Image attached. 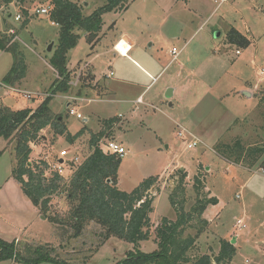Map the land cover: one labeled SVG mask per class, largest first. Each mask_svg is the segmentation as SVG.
Returning a JSON list of instances; mask_svg holds the SVG:
<instances>
[{"label": "rangeland", "instance_id": "rangeland-1", "mask_svg": "<svg viewBox=\"0 0 264 264\" xmlns=\"http://www.w3.org/2000/svg\"><path fill=\"white\" fill-rule=\"evenodd\" d=\"M73 1L82 7L84 15L105 3ZM125 4L120 11L101 15L96 35L78 33L66 53L69 88L52 96L49 102L51 111L61 115L69 132L84 131L70 143L61 136L54 137L51 128L46 127L29 144L28 161L30 166L36 165L44 156L51 159L64 148L67 154L63 159L78 157L77 162L64 165L62 176L67 179L90 154L91 134L105 130L104 141L115 140L125 148L116 171L119 189L131 191L149 176L157 179L148 190L153 198L149 238L135 245L112 236L93 252H84V244L74 249L72 239L66 241V235L63 236L66 232L54 227L20 190L12 176L16 165L15 141L0 139V239L23 250L28 246L52 245L57 255L72 264H121L136 250L154 251L155 227L163 217L177 219L168 195L177 184L178 168L187 173L184 209L191 207L195 199L192 178L200 165L205 177L203 192L216 197L217 203L207 205L202 214L207 225L188 250L189 264L205 255L210 264H264V157L261 165L257 163L248 169L227 162L213 149L215 143H229L234 135L243 136L245 132L250 134L245 144L255 140L256 135L264 140L262 104L256 98L264 91V76H259L264 68V0H127ZM47 5V0H12L0 6V40L16 43L25 68L15 85H1L2 75L15 61L12 52L0 50V102L10 109L36 108L50 96L58 76L51 60L60 28L47 13H35ZM17 13L22 15L20 21L14 20ZM10 29L14 32L10 33ZM233 29L247 37L249 43L230 41ZM172 48L179 50L175 59L170 53ZM159 72L157 81L150 84L148 73L155 76ZM182 81L185 93L179 100ZM148 84L142 96L153 106L144 110V102L134 100ZM164 85L178 87L173 106L166 103ZM254 87L253 96L243 94V89L252 91ZM23 92L30 93L31 98ZM199 101V107L193 109ZM70 108L81 118L70 114ZM207 109H213L205 121L212 128L207 127L202 134L192 131L200 142L187 148L192 137L187 133L180 137L178 131L186 128L185 119L200 118ZM231 110H236L240 119L238 125L225 131ZM110 118L115 121L106 128L103 120ZM43 175L49 178L51 172L46 169ZM51 199L50 210L63 214L67 209L63 195ZM238 218L245 221L242 229L233 226ZM195 224V220L188 223ZM190 234L195 231L187 228L183 236ZM221 239L232 241L235 247L228 262L215 259ZM0 264L25 263L4 259Z\"/></svg>", "mask_w": 264, "mask_h": 264}, {"label": "trees", "instance_id": "trees-1", "mask_svg": "<svg viewBox=\"0 0 264 264\" xmlns=\"http://www.w3.org/2000/svg\"><path fill=\"white\" fill-rule=\"evenodd\" d=\"M11 1L0 0V6H6ZM126 2L127 0H105L102 6L84 15L82 7L76 1L47 0L49 18L60 28L58 44L51 60L58 74L51 94L36 108L25 107L13 110L0 102V139L15 141L16 165L12 169V176L17 181L20 190L38 208L39 213L54 227L62 228L66 232L63 236L66 235V241L72 239L75 243L74 249L84 244V252H93L112 236L135 245L149 238L153 198L148 190L157 181L156 177L149 176L143 179L131 191L119 189L116 186V171L123 155L104 153L97 146L103 135L106 136L105 130L91 134L90 154L76 166L67 179L55 172H51V176L46 178L43 171L46 170L47 164L43 160L30 166L28 160L31 148L29 144L37 140L39 132L46 127L51 128L54 137L61 136L70 143H73L84 131L80 129L73 134L69 132L61 120V115L51 111L49 102L52 96L58 92H66L69 88L71 77L66 68V53L74 45L78 33L85 31L87 37L96 35L102 23L101 15L124 9ZM229 38L230 41L244 45L249 43L247 37L234 29ZM10 41V39L0 40V50L12 52L15 61L13 67L2 78V83L13 86L16 81L19 82L22 79L25 68L23 58L16 50V43ZM82 83L81 85L84 86ZM85 84L92 85L87 82ZM256 98L262 104L260 115L264 116V91L260 92ZM114 119L103 120V124L109 128L114 123ZM213 149L219 157L244 166L254 165L264 155L263 145L246 146L239 137L233 138L229 143L217 142ZM51 160H56V154L51 156ZM69 163L72 164V162ZM197 168L192 178L191 186L195 199L191 207L188 210L184 209L187 173L183 168H178L177 184L168 195L170 204L176 211L177 219L172 221L163 217L155 227L154 243L157 248L154 251L146 253L136 250L134 256L132 253L128 254V258L121 264L190 263L188 250L195 245L197 235L207 225L202 214L207 205L217 203L214 196L209 197L203 192L205 177L200 172V165ZM25 176L27 179H24ZM56 195H63L66 201L67 209L63 214H55L50 210L51 198ZM194 220L196 227L188 225ZM187 228H192L195 234L183 236ZM80 239L84 240L76 244ZM88 242H90L89 245H87ZM55 250L56 247L52 245L28 246L23 250L15 243H7L0 239V260L11 259L25 264L41 262L72 264L66 258L57 255ZM219 251L215 259L228 262L235 252V247L231 241L221 239ZM195 264H210V258L205 255Z\"/></svg>", "mask_w": 264, "mask_h": 264}, {"label": "crops", "instance_id": "crops-1", "mask_svg": "<svg viewBox=\"0 0 264 264\" xmlns=\"http://www.w3.org/2000/svg\"><path fill=\"white\" fill-rule=\"evenodd\" d=\"M173 59V58H172ZM10 69H11V67H10ZM9 69V70H10ZM8 70V71H9ZM8 71L6 72V73H8ZM6 73L4 74V75H2V77H1V80H2V78L6 75ZM148 75H150V77H151V81H150V84L152 83V82H154V81H157V78L159 77V75H160V72L159 73H157V74H155V76H152L151 74H149L148 73ZM259 76L260 77H262V76H264V75H262L261 73L259 74ZM19 84V83H18ZM150 84H148L144 89H143V91L141 92V93H139L136 97H135V102L137 101V98H140V100L142 101V102H144V104H142V103H139V104H142V105H144L145 106V108H144V110H147V107H149V106H153V104L151 103V101H148V100H146L145 101V99L143 98V96H142V94L144 93V91H145V89H147L149 86H150ZM193 84V83H192ZM1 85H5L4 83H2L1 82ZM167 86H169V85H164V89L163 90H165V88H167ZM190 86V84H188V87ZM180 87H181V89H180V91H179V94L177 95L176 94V91H177V89H178V87H172V88H167V92H166V94L167 93H169L170 94V96H166V103H168L170 106H173V98L175 97V95H177L178 96V98H179V100L180 99H182V98H180L181 97V95L182 94H184L185 93V85H184V82L182 81V83H181V85H180ZM255 89H256V87H254L253 89H252V91H250L249 89H243L242 90V92H243V94H245L247 97H251V96H253L254 95V91H255ZM188 90H190V89H188ZM190 92H191V90H190ZM185 98V97H184ZM171 99V100H170ZM200 102L201 101H199L196 105H194L193 106V109L195 108V107H199V105H200ZM137 103V102H136ZM152 104V105H151ZM213 108H214V106H212ZM193 109H189V111L191 112ZM235 111L236 110H231V111H228V113H231V121H230V123H226V125L223 127V129H225V131H230L231 129H232V127H234L235 125H238L237 124V122L239 121V119H240V117H238V113H235ZM213 112V109H207L206 110V112L202 115V116H200V118H196V116L194 117V118H192V119H189V118H187V119H185V121H184V125L186 126V128L185 129H187V130H189L193 135H195L192 131H194V132H196L197 134H202V133H204V131L205 130H207L208 128H212V126L209 124L208 126L205 124V121H206V119H208V117H210V115H211V113ZM261 117H262V115H260ZM244 119H246V117L244 118ZM233 122V123H232ZM256 126V125H255ZM257 126H259L258 125V123H257ZM208 127V128H207ZM184 128V127H183ZM264 129V128H263ZM254 130H256V129H254ZM258 130V129H257ZM210 133V132H209ZM250 136V134H249V132H245V134L243 135V136H240L239 134H236V135H234L230 140H232L233 138H235V137H239V138H241L242 140H243V142H244V144H245V141L244 140H246V138H248ZM256 138H255V140H253L252 142H250L249 144H245L246 146H248V145H255V144H261V145H263L264 146V140H263V138H262V136H259V135H256L255 136ZM216 144V143H215ZM52 144H50V146H51ZM51 148V147H50ZM52 149V148H51ZM64 149V148H63ZM61 150V149H60ZM263 157H264V155L260 158V160L258 161V162H256L255 164H257V163H259L260 164V161L263 159ZM227 161V160H226ZM227 162H230V161H227ZM232 163V162H231ZM232 164H236V163H232ZM254 164V165H255ZM238 165H242V164H238ZM254 165H252V166H254ZM261 165V164H260ZM243 167H246V168H248V169H250V168H253L252 166H244V165H242ZM216 198V197H215ZM217 199V198H216ZM232 242V241H231ZM233 244V243H232ZM234 245V244H233Z\"/></svg>", "mask_w": 264, "mask_h": 264}, {"label": "built area", "instance_id": "built-area-1", "mask_svg": "<svg viewBox=\"0 0 264 264\" xmlns=\"http://www.w3.org/2000/svg\"><path fill=\"white\" fill-rule=\"evenodd\" d=\"M49 12V6H42L40 9H36L35 13H47ZM22 19V15L17 13L14 16V20L16 21H20ZM10 33H13V29L9 30ZM170 53L173 55V59H175L179 53V50H175V48H172ZM260 73L262 75H264V68H262L260 70ZM14 90V89H13ZM24 96L27 98H31V94L28 92H23ZM137 103H142V101L140 100V98H137ZM69 113L72 115H75L77 118H81V115L73 108H70ZM184 133H187L188 135H190L192 137V140L189 141L186 145L187 148H192L194 146H196L200 140L198 138L195 137V135H193L189 130L185 129V128H181L180 131H178V135L180 137H183ZM97 146L104 152V153H114L117 155L122 156L125 153V148L123 147V145L115 140H107L104 141L102 138L98 141ZM67 154V150L66 149H61L59 150L58 154L56 155V160L52 161L49 157L44 156L42 158L43 161L46 162L47 164V170L49 172H55L58 175H63V171H64V165L68 164V162H77L78 161V157L75 156L71 159H63L64 156H66ZM62 161H59V160ZM238 197V195L236 196ZM235 227H237V229H242L245 227V221L243 218H238L236 220V222L234 223Z\"/></svg>", "mask_w": 264, "mask_h": 264}, {"label": "water", "instance_id": "water-1", "mask_svg": "<svg viewBox=\"0 0 264 264\" xmlns=\"http://www.w3.org/2000/svg\"><path fill=\"white\" fill-rule=\"evenodd\" d=\"M52 44H53V42H52V43H50V44L48 45V47H47V50H48V51H50V50H51ZM166 96H170V94H169V93H167V94H166ZM83 120H85V118H83ZM59 161H62V160L60 159Z\"/></svg>", "mask_w": 264, "mask_h": 264}]
</instances>
